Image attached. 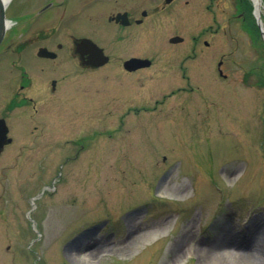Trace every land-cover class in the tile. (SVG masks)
<instances>
[{
    "label": "rangeland",
    "instance_id": "374dc122",
    "mask_svg": "<svg viewBox=\"0 0 264 264\" xmlns=\"http://www.w3.org/2000/svg\"><path fill=\"white\" fill-rule=\"evenodd\" d=\"M242 2L255 36L219 0L220 31L197 45L206 78L182 80L172 62L134 74L67 63L43 127H10L0 154V264H232L196 248L264 239V35Z\"/></svg>",
    "mask_w": 264,
    "mask_h": 264
},
{
    "label": "flooded vegetation",
    "instance_id": "af4514ba",
    "mask_svg": "<svg viewBox=\"0 0 264 264\" xmlns=\"http://www.w3.org/2000/svg\"><path fill=\"white\" fill-rule=\"evenodd\" d=\"M200 1L205 2L204 6L200 7ZM231 2L247 31L242 0ZM218 3L219 0H21L7 16L9 25L0 42V127L7 128V137H11L10 127H43L41 100L59 91L63 80L60 74L67 63L91 69L80 66L77 46L83 39L96 44L108 57L104 65L124 71L123 64L130 58L147 62V66L125 70L126 73L172 62L171 67L179 69L182 80L191 79L195 69L194 73L206 78L210 62L204 59L206 52L201 46L209 48V40H215L220 31ZM195 24L199 26L197 30L192 27ZM226 31H230L229 26L223 33ZM215 51L214 48L212 52ZM201 54L200 61L192 60ZM223 56L218 55L214 63L217 70L225 66ZM131 77L135 81L140 78ZM175 90L185 91L186 87Z\"/></svg>",
    "mask_w": 264,
    "mask_h": 264
},
{
    "label": "bare ground",
    "instance_id": "6f19581e",
    "mask_svg": "<svg viewBox=\"0 0 264 264\" xmlns=\"http://www.w3.org/2000/svg\"><path fill=\"white\" fill-rule=\"evenodd\" d=\"M1 1L3 2L4 0ZM255 6V12L257 13L260 9L258 4ZM249 234L247 232V234H239L230 237L221 235L218 239L211 240L207 245L202 242L201 245L196 248L198 255L203 260L207 258L216 260L226 258L231 259L232 264H258L252 256H254V253H264V239L254 237V235H252L254 234L253 232Z\"/></svg>",
    "mask_w": 264,
    "mask_h": 264
},
{
    "label": "water",
    "instance_id": "95a60500",
    "mask_svg": "<svg viewBox=\"0 0 264 264\" xmlns=\"http://www.w3.org/2000/svg\"><path fill=\"white\" fill-rule=\"evenodd\" d=\"M9 1L10 0H4L2 2L0 0V41L4 34L5 28L8 26V21H6L5 18V7L7 6ZM253 2L259 5L260 0H254ZM256 17H257V24L260 27L259 16L256 15ZM260 31L262 34H264V31L261 28ZM77 47H78V52L80 53L79 56L80 63L84 66L97 67L104 64L107 61V57L102 54V50L98 48L90 40L83 39L78 44ZM146 64L147 62L145 63V60H141L138 58H131L125 61L123 65L124 68L131 70L145 66ZM6 132H7L6 127H0V150L5 144L9 143L11 140L10 138H6Z\"/></svg>",
    "mask_w": 264,
    "mask_h": 264
}]
</instances>
